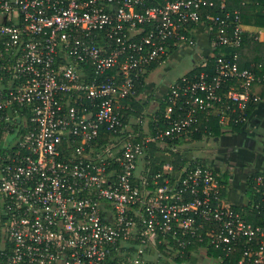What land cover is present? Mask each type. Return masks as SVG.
Here are the masks:
<instances>
[{"label":"built area","instance_id":"obj_1","mask_svg":"<svg viewBox=\"0 0 264 264\" xmlns=\"http://www.w3.org/2000/svg\"><path fill=\"white\" fill-rule=\"evenodd\" d=\"M197 26L233 52L174 80L167 126L141 136L125 99L154 62L197 45ZM246 31L228 0H0V264H154L194 248L264 264V172L254 223L213 165L170 157L201 111L241 124L261 100L264 62L240 63ZM151 142L167 158L138 173Z\"/></svg>","mask_w":264,"mask_h":264},{"label":"crops","instance_id":"obj_2","mask_svg":"<svg viewBox=\"0 0 264 264\" xmlns=\"http://www.w3.org/2000/svg\"><path fill=\"white\" fill-rule=\"evenodd\" d=\"M245 27L246 32L254 34L255 38L264 43L263 26L245 23ZM194 34L197 40L196 46L183 44L172 51L165 61L158 62L156 66L148 71L144 90L137 95V100L142 106V117H148L149 119L155 115L158 109L162 108V104L166 103L165 97L169 85L180 77L177 76L170 81L164 82L161 80L162 74L159 75L160 67L167 60L172 59L173 56L182 57L189 54L192 58V66L188 70H191L197 63L214 54L215 47L211 44V37L206 28L202 26L195 27ZM240 49L239 53L241 56ZM261 88V85L254 86V90L259 94ZM150 102L151 106L157 109L147 112L146 108ZM131 120L130 118L129 121L132 125L136 124L135 121V123H132ZM234 125L236 124L221 125L220 134L205 136L202 140L193 138L192 134L187 135L182 140L183 142L177 144L178 152L186 159H199L218 169L221 177H226L227 179L226 183H224V195L228 202L249 213L250 206L255 198V191L253 195L249 193L248 183L252 179L255 180L258 174L264 172V96L248 115L246 121L243 122L241 129H233ZM211 139H213L212 146L206 147ZM186 142L191 146L187 150L182 148ZM158 155L159 160L167 158L164 154L159 153ZM146 165V156L141 157L138 163V173H143ZM184 260L186 264H222L219 256L214 255V251L211 252L201 248L192 249Z\"/></svg>","mask_w":264,"mask_h":264},{"label":"trees","instance_id":"obj_3","mask_svg":"<svg viewBox=\"0 0 264 264\" xmlns=\"http://www.w3.org/2000/svg\"><path fill=\"white\" fill-rule=\"evenodd\" d=\"M242 0H228V6L231 10L239 9L242 14L244 23H252L258 26L264 27V0H245V3H242ZM214 12L218 11V9H214ZM233 52V48L230 46L221 47L216 46L214 48V54L220 55L221 53L230 54ZM241 52V60L240 63L242 66H250L253 61H263L264 62V43L260 42L257 38H255L254 34L245 32L243 37V44L240 49ZM215 56L208 57L209 67L213 65ZM158 62H154L151 66L153 68L156 66ZM203 69V67H195L194 71H189V73H194L195 71H199ZM145 76L141 77L138 81H136L135 85V95H131L125 99V103L129 105V108L123 109L124 120L130 119L132 115L139 116L138 118H142L145 122V117H142V106L139 104V100H137V95H139L144 90ZM261 85L260 97L264 96V83ZM258 101L251 103L247 108V113L250 114L251 111L255 108ZM166 103L162 104V108L156 111L155 115L148 119V128L145 129V124L141 125L140 123L134 124V129L140 132V135L145 134H157V130L164 129L167 126L166 121L163 117V110L165 109ZM209 116V115H208ZM200 117V129L198 131H194L189 133L188 135L193 136L197 140H202L205 136L210 135H218L221 132V124L219 123V117L216 115H210L207 119V114L205 111H201L199 114ZM242 124H236L233 126V129L239 130L242 127ZM147 131V133H145ZM187 135V134H186ZM185 135L179 140L176 141V144L183 142L185 139ZM162 150L160 145L157 142H151L146 151V158L150 161V165L154 171L159 169V151ZM174 163L179 166L182 162L186 161V157L182 156L179 152L171 151V156ZM158 158V159H157ZM221 182L226 183V177H221ZM249 193L253 195L254 188V180L249 181L248 183ZM248 219L254 223L262 222V217L257 213V211L249 212ZM163 249V245L160 246ZM209 251L213 252L215 256H219L220 251L217 249H210ZM190 251L186 252L182 257L175 256L176 258H185ZM241 256V252H235L231 258L226 259L223 264H237L238 258Z\"/></svg>","mask_w":264,"mask_h":264},{"label":"rangeland","instance_id":"obj_4","mask_svg":"<svg viewBox=\"0 0 264 264\" xmlns=\"http://www.w3.org/2000/svg\"><path fill=\"white\" fill-rule=\"evenodd\" d=\"M191 55L186 54L185 56L178 57V56H173L172 59L167 60V62L164 63L160 67V72L159 75L162 74L161 80L164 81H170L174 79L177 76H181L182 74H186L189 70L188 68L192 66V58L190 57ZM168 67V68H167ZM159 107V106H158ZM152 109V110H151ZM157 108H154L151 106V102L146 108V111H154ZM137 115H132L130 118L131 122L133 123L134 121L136 122L138 120ZM145 126L148 128V117H145ZM134 122V123H135ZM211 139L210 143L206 145V147H211L212 146V141ZM201 144V143H199ZM188 143L186 142L185 145L182 147L183 149L187 150ZM191 147V146H190ZM154 264H186V261L184 258H176L174 255H170L168 253H162L159 255L158 261H156Z\"/></svg>","mask_w":264,"mask_h":264}]
</instances>
